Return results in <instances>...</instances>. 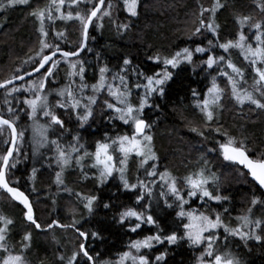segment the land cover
<instances>
[{
    "label": "snow or ice",
    "instance_id": "snow-or-ice-1",
    "mask_svg": "<svg viewBox=\"0 0 264 264\" xmlns=\"http://www.w3.org/2000/svg\"><path fill=\"white\" fill-rule=\"evenodd\" d=\"M30 2L31 0H0V12L17 5H28ZM253 4V11L258 10L257 15L261 19L255 20L251 14L236 16L234 20L238 28L237 34L225 42L220 41L219 26L215 23L216 13L225 5L221 0H213L211 7L201 5L198 14L199 26L194 28L189 39L199 37L206 31L216 37L215 41L209 39L208 47L201 45L184 47L171 56L150 57L153 63L162 67L151 76L136 73L144 81L135 84L138 103L132 102V90L126 76L116 73L110 77V69L107 66L99 67L98 80L89 87L85 83L86 68L83 60L72 59L80 57V53L88 47L89 29L96 26L103 28L104 19L111 18V3L106 5V0H49L46 7L33 10L31 15L38 21L39 46L35 54L24 61L31 67L28 70L16 68V74L0 82V90L4 91L6 109V112L0 113V138H4L0 141L4 145L3 153L0 154V189L26 209L24 219L36 229H41V224L34 218L28 196L17 187L10 186L11 174L17 169L21 159L28 155L22 150L27 129L20 127L21 112H24L27 119L32 122V155H40V149L45 147H50L56 154L48 158L55 159L56 165L60 168L55 177L57 185L63 184L64 169L73 163L80 166L81 161L91 155L93 162L90 167L96 169L95 179L98 181V186L102 187L110 180L118 178L120 191L135 193L134 205L119 211L118 223L132 233L138 232L145 226L155 229V232L143 239L132 241L128 245V250L122 252L113 264H167L168 249L179 245L182 241L186 242L189 248L200 250L196 264H245L240 254L229 247V237L244 242L243 246L249 251H251L249 241H254L264 248V220L253 219L251 215H246L238 218L241 221L239 226H230L224 222L219 213L211 216L199 209L186 208L192 200H198L200 205L208 201L220 204L228 197L210 190V185L218 187L219 178L208 168L209 162L203 157L199 169L185 176L182 182L167 170L158 171V156L154 150L153 136L150 134L152 125L143 118L146 108L159 110L156 98H165L169 83L178 75L177 69L182 65H191L192 70H196L194 57L197 56L202 58L200 67L205 71L215 69L219 76L226 78L231 87V99L235 101L241 112L245 105L264 110V0H253ZM139 6L140 0H123V7L129 17L138 16ZM205 13H209L208 22L204 19ZM57 20L78 22L81 35L76 48L65 50L61 47V43L66 41L64 31H56L54 40L49 41L51 29L46 25V21L54 24ZM129 26L116 25L118 31L121 29L127 31ZM214 49L221 51L216 53ZM233 50L242 57V63L247 65L248 75L252 78V83L248 87H244L248 84L245 69L237 66L231 59ZM62 64H67L70 70L67 73V84L61 88L47 90L55 83L57 69ZM123 64L128 66L131 61L124 59ZM127 71V67L121 69V72ZM36 73H39V77H35ZM26 76L34 78L26 80ZM16 81H24V86H18ZM140 89H143L142 94L139 92ZM89 91L91 94H88ZM105 91L114 101V103L105 101L106 111L109 113L108 120H119L122 124L130 126L132 131L115 137L105 133L104 139L96 143L93 154L85 150L81 155L83 145L78 134L71 135L66 143L63 142L64 135L70 132V129L66 128L62 117L64 114L70 118L74 116L78 125L84 127L94 118V107L100 94ZM53 95L59 97L54 103L49 99ZM192 95L196 98L194 106L204 117L205 130L211 129L216 136L224 137V142L216 141L218 149L208 148L207 151L216 152L223 161L240 166L241 174L250 175L251 181L258 186L261 197H264V151H258L255 156H250L251 149L247 137L238 140L227 131H221L219 126L213 128L214 121L219 125L217 111H223L221 102L224 98V89L220 87L216 76H212L211 86L207 88L203 98H200L201 94L195 89L192 90ZM42 119L45 123L40 122ZM190 130L205 140L208 139L204 131L197 127H191ZM49 133L55 138H50ZM132 157L139 159L145 174V179H140L138 176L136 183H131L126 174L128 161ZM35 173L36 169L33 168V179ZM14 183L18 184L19 181ZM75 195L83 200V207L90 216L96 207L100 206L97 204L98 196L85 197L79 192ZM251 205L249 214L257 205L264 206V199L254 197ZM102 206L105 209L112 207L109 203H104ZM164 209L173 211L176 220L179 221L178 227H182L183 232L165 230L164 222L157 215L158 211ZM224 212H228V209L225 208ZM14 223L13 219L0 216V264H31L26 254L31 247L32 235L30 232L23 235L17 251L16 246L11 243L13 239L11 226ZM76 223L73 221L71 225H61L54 222V225L49 224L48 227L75 229ZM75 230L82 240L67 264H81V260L83 264H100L90 254L86 242L90 238L102 240V232L88 233ZM159 245H164V249H161L159 254L152 253V250ZM59 259L63 264L64 257L60 256Z\"/></svg>",
    "mask_w": 264,
    "mask_h": 264
},
{
    "label": "trees",
    "instance_id": "trees-1",
    "mask_svg": "<svg viewBox=\"0 0 264 264\" xmlns=\"http://www.w3.org/2000/svg\"><path fill=\"white\" fill-rule=\"evenodd\" d=\"M48 2L49 0H31L28 5H17L0 12V82L16 74V68L30 69L31 66L24 61L34 55L39 46L38 21L32 17L31 12L46 7ZM108 3L112 4L111 18L104 19L103 28L98 26L90 28L88 47L76 59H82L84 62L85 83L89 87L97 82L99 67L107 66L110 69V77L116 73L126 76L132 90L133 103H138L135 84L144 82L136 73L151 76L162 67L153 63L150 57L171 56L184 47L196 45L208 47V40L216 39L206 31L199 37L189 39L194 28L199 26L200 6L211 7L213 0H140L139 14L135 18L127 15L123 0H106V5ZM221 3L225 7L221 8L215 16L221 42L236 36L238 31L234 20L236 16L251 14L255 20L261 19L257 15L258 10L253 11V0H221ZM204 19L208 22L209 13L204 14ZM117 24L130 26L127 31L122 29L118 31ZM46 25L51 29L50 42L54 40L56 31H64L66 41L61 43L63 49L71 50L79 44L81 33L78 22L57 20L54 24H49L46 21ZM213 51L219 53L221 50ZM124 59H129L131 64L125 66ZM201 59L199 56L194 57L195 71L192 70L191 65H182L176 70L178 75L174 76L169 83L165 98H156V103L159 105L158 111L154 108L145 109L143 118L152 125L150 134L153 136L154 150L158 156L157 170L160 172L167 170L179 182H182L185 176L199 169L203 157L209 162L208 168L219 178L218 187L210 185V190L228 199L220 204L208 201L204 205H200L198 200H192L186 208L199 209L211 216L219 213L224 222L230 226H239L241 221L238 218L246 215H251L253 219L264 220L262 205L252 208L249 214L248 210L252 207L251 200L254 197L264 199L249 176L242 175L239 166L223 161L216 152L207 151L208 148L218 149L216 141L224 142V137L216 136L211 129L205 130L204 117L194 106L196 98L193 97L192 90L195 89L201 94L200 98H203L207 88L211 86L212 76H216L220 87L224 89V98L221 102L223 111H217L219 125L214 121L213 128L219 126L221 131H227L238 140L247 137V143L251 149L250 156H255L258 151H264V110L245 105L241 112L235 101L231 99V87L226 78L219 76L215 69L205 71L200 67ZM231 59L237 66L245 69L248 84L244 87H248L252 83V78L248 75L247 65L242 63L237 52H233ZM125 67L128 71L121 72V69ZM68 71H70L68 65L62 64L57 69L55 83L47 90L64 87L68 81ZM18 86H24V82ZM139 92L142 94L143 89ZM49 99L54 103L59 97L53 95ZM105 101L114 103L106 91L101 93L97 100L94 118L84 127L78 125L74 116L70 118L64 114L62 117L66 128L70 129V132L64 135L63 142L66 143L71 135L78 134L80 143L83 145L81 155L85 150L93 154L96 143L104 139L105 133L115 137L132 131L130 126L122 124L119 120H108L109 113L106 111ZM13 103L17 102L13 101ZM250 108L252 110H249ZM57 111L63 112V110ZM4 112L6 109L4 91H2L0 113ZM42 123H45V120L42 119ZM19 124L20 127L27 129L22 150L28 155L21 159L17 169L11 174L10 186L17 187L28 196L33 207L34 218L41 224V229L37 230L33 225L25 222L24 210L1 191L0 216H6L15 221L11 226L13 237L11 243L16 246L17 251H19L23 235L31 233V247L26 254L31 264H62L60 256L64 257L63 264H67L73 252L78 250V244L82 240L75 229L88 233L102 232V240L90 238L86 242L90 254L100 264H113L122 252L128 250V245L132 241L143 239L155 232V229L145 226L138 232L132 233L118 223L119 211L134 205L135 193L120 191L118 178L110 180L102 187L98 186V181L95 179L96 169L90 167L93 162L91 155L85 157L80 166L73 163L64 169L63 184L57 185L55 177L60 168L56 165L55 159L48 158L54 157L55 152L40 149V155L33 156L32 122L27 119L24 112H21ZM191 127L204 131L208 139L205 140L192 132ZM49 137L55 138L52 133H49ZM3 139L0 138V141ZM3 150L4 145L0 143V154ZM33 168L36 169L34 179L32 178ZM126 174L131 183H136L138 176L140 179H145L144 168L140 166L138 158H130ZM17 180L19 183H14ZM77 192L85 197L93 195L99 197L97 204L100 206L96 207L91 216L83 207V200L75 195ZM104 203H109L112 207L105 209L102 206ZM225 208L228 212H224ZM157 215L164 222L166 231L183 232V228L178 227L179 221L176 220L172 210L164 209L158 211ZM73 221L77 222L75 229L54 226L46 230L48 225L54 222L71 225ZM229 242V247L240 254L245 264H264V248L259 244L249 241L248 244L251 247L249 251L243 246L244 242L238 239L229 237ZM164 247L159 245L152 250V253L159 254ZM199 254V249L189 248L187 243L182 241L179 245L168 249L167 264H196ZM81 264H83L82 260Z\"/></svg>",
    "mask_w": 264,
    "mask_h": 264
},
{
    "label": "water",
    "instance_id": "water-1",
    "mask_svg": "<svg viewBox=\"0 0 264 264\" xmlns=\"http://www.w3.org/2000/svg\"><path fill=\"white\" fill-rule=\"evenodd\" d=\"M89 31H90V29H89ZM86 49V48H85ZM84 52V51H83ZM83 52H81L80 53V56L82 55V53ZM76 58H78V57H73L72 59H76ZM43 71V70H42ZM39 75V73H36L35 74V77H37ZM32 78H34V77H27L26 76V80H30V79H32ZM22 82H24V81H16V83H17V85L18 84H20V83H22ZM3 90H0V94H1V92H2ZM240 167V166H239ZM245 172H246V170H244ZM249 176V178H250V180H251V177H250V175H248ZM254 183V182H253ZM255 184V183H254ZM257 188H258V186H256ZM0 191L2 192V193H4V194H6L10 199H11V196L8 194V193H6V192H4V190L3 189H0ZM12 200V199H11ZM13 201V200H12ZM30 201V200H29ZM14 203H16L17 205H19L16 201H13ZM31 203V202H30ZM23 210H24V212H26V209H24L23 208V206L22 205H19ZM33 208V207H32ZM33 213H34V211H33ZM25 214V213H24ZM25 220V219H24ZM26 221V220H25ZM27 222V221H26ZM27 223H29V222H27ZM54 225V224H53ZM54 227V226H53ZM58 228H64V227H58ZM49 229V227L46 229V230H48ZM37 230H40V229H37Z\"/></svg>",
    "mask_w": 264,
    "mask_h": 264
},
{
    "label": "rangeland",
    "instance_id": "rangeland-1",
    "mask_svg": "<svg viewBox=\"0 0 264 264\" xmlns=\"http://www.w3.org/2000/svg\"><path fill=\"white\" fill-rule=\"evenodd\" d=\"M233 52H235V50H233ZM240 57V56H239ZM240 59L242 60V57H240ZM88 94H91L90 92ZM42 123V120L40 121ZM42 149H47V150H51L50 147H45V148H42ZM53 151V150H52ZM151 163V162H150Z\"/></svg>",
    "mask_w": 264,
    "mask_h": 264
},
{
    "label": "bare ground",
    "instance_id": "bare-ground-1",
    "mask_svg": "<svg viewBox=\"0 0 264 264\" xmlns=\"http://www.w3.org/2000/svg\"><path fill=\"white\" fill-rule=\"evenodd\" d=\"M26 222V221H25Z\"/></svg>",
    "mask_w": 264,
    "mask_h": 264
}]
</instances>
